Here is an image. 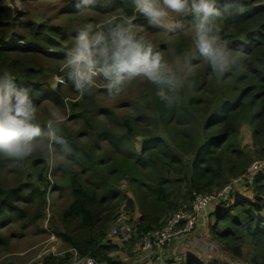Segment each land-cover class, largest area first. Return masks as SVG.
Listing matches in <instances>:
<instances>
[{
    "label": "trees",
    "instance_id": "trees-1",
    "mask_svg": "<svg viewBox=\"0 0 264 264\" xmlns=\"http://www.w3.org/2000/svg\"><path fill=\"white\" fill-rule=\"evenodd\" d=\"M243 2L245 11L225 16L218 30L232 48L243 49L244 71L231 73L218 82L206 64L193 62L197 65L194 86L182 93L178 106L171 108L159 100L151 85L141 94L144 102L139 114L154 112L156 132L140 144L137 125L98 105L95 89L91 95L81 97L65 79L58 86L68 85L69 93L79 97L66 102L65 94L53 90L47 82L46 68L19 57L40 53L64 60L66 52L56 49L67 39L63 27L50 22L30 24L29 44L4 48L1 43L5 40H0V74L11 71L22 86L30 87L39 107L46 102L59 109L69 107L72 119L84 120L92 133L89 143L82 144L63 126L74 163L67 169L55 168L54 173L63 170L68 175L73 199L54 233L67 249L37 264H74L76 258H92L98 264H126L114 256L120 246L109 240L110 228L120 213L137 217L130 220L135 226L131 243L136 244L151 230L164 226L180 209L191 210L196 194H217L233 178L243 175L254 159H264V0ZM91 9L104 14L119 10L128 18L136 14L134 23L138 27L162 33L135 13L131 0L98 1ZM4 12L10 15L12 9L2 2L0 15ZM184 50L185 45L174 53L180 56ZM192 53L189 48L185 55ZM138 90V85L128 89L132 93ZM96 114L107 120L106 128L97 127ZM244 128L251 137L248 146L242 138ZM49 166L47 157L36 156L22 166L27 182L19 181L15 186L0 183V246L7 244L2 232L6 224L26 215L23 203H33L38 196L39 207L45 204ZM4 167L9 166L0 159V169ZM244 189L252 193V199L232 202ZM211 216L214 221L209 230L216 241L235 256H243L248 249L250 264H264V172L252 185L235 189ZM187 264L203 263L191 260Z\"/></svg>",
    "mask_w": 264,
    "mask_h": 264
},
{
    "label": "clouds",
    "instance_id": "clouds-1",
    "mask_svg": "<svg viewBox=\"0 0 264 264\" xmlns=\"http://www.w3.org/2000/svg\"><path fill=\"white\" fill-rule=\"evenodd\" d=\"M74 2L83 12L98 0ZM131 3L135 13L167 37V51L174 52L175 38L187 34L198 56L170 59L134 23L136 14L132 18L109 14L103 22L89 24L77 32L60 68L64 75L56 77L60 83L70 81L81 97L103 88L110 100L119 98L136 82L146 83L154 86L155 95L171 108L178 106L182 93L194 86L197 65L193 59L206 64L218 82L231 73L244 71L243 49L232 48L218 30V23L225 16L245 11L243 0ZM10 7L26 11L20 0ZM38 113L33 90L22 86L11 71L0 74V159L9 167H22L29 158L43 152L50 171L69 168L74 159L64 135L65 114L58 107H51L49 118L42 124Z\"/></svg>",
    "mask_w": 264,
    "mask_h": 264
},
{
    "label": "rangeland",
    "instance_id": "rangeland-1",
    "mask_svg": "<svg viewBox=\"0 0 264 264\" xmlns=\"http://www.w3.org/2000/svg\"><path fill=\"white\" fill-rule=\"evenodd\" d=\"M98 1L111 2L113 0ZM2 2L10 7V5L16 3V0H0V4ZM20 2L23 4L26 11H19L14 7H10L12 9L10 15L5 12L0 15V19L2 20V23L0 24V40H5L3 44L1 43V46L4 48L9 46L13 47L23 43H32L29 38V25L50 22L54 25L63 27L67 34V39L62 43V47L56 48L57 51L65 53L73 43L75 37L73 34H76L85 26L103 22L108 18L109 14L125 16L119 10L109 11L104 14L89 8L86 11L79 12L74 0H20ZM73 9H76L77 11L72 12ZM139 29L150 40H152L154 44L162 50H165L166 56L170 59H187L196 56L194 45L192 44L190 36L187 34L175 38L174 52L177 48L185 45L183 54L177 56L174 52L167 51V45L165 44L167 37L163 33L154 34L145 31L142 27H139ZM12 37L14 40L20 38L24 41H13ZM40 47L47 50L45 46ZM40 47L39 45L36 46V48ZM189 48L193 49V53L191 55H185ZM36 54V56L21 54L19 57L31 64H35V66L46 68L47 76H49L47 82L52 89H60L65 94L66 102L74 100L76 97L69 93V86H58V80L56 79L57 76L64 75L60 72V68L65 59L56 60L46 55L43 56L40 53ZM195 61L198 60L193 59L194 63ZM133 85H138L139 90L133 93L127 90L116 100H110L103 88H96L95 94L98 105L109 108L120 116L128 117V120H131L137 125V143L140 144V142H142L147 136L156 132V127L153 119L154 112L139 114L141 105L144 102L141 94L142 92H147L151 85L140 82H136ZM76 100H79V97H77ZM51 107L56 106L46 102L39 107V122H45L49 118L48 109ZM60 110L66 116L65 129H67V131L76 139H79L82 144H88L92 134L89 130L90 125H87V123L80 118L72 119V113L69 107ZM99 116L100 115L96 114L97 127L104 129L108 126V122ZM140 118L142 119L140 120ZM242 138L245 146L252 144L250 134L245 128L243 129ZM105 147H103V149ZM39 155L41 157H47L46 153L40 152L29 159L34 160L36 156ZM258 160L259 159H254L252 163ZM54 169L50 171L49 166L46 174L50 181V185L46 194L45 204L42 205V208L39 207V201L41 202L40 198L35 196L33 198V203L22 204V207L26 211L24 218L22 220H17L16 222L11 221V223L6 224L4 227V231L2 232L7 244L5 246H0V264H37L50 254L60 255L66 252L67 248L65 244L56 237L54 231L57 226H61V215L68 208L73 198L68 175L64 174L63 170L54 173ZM26 174L24 167H4L3 169H0V183L5 186H15L16 184H19V181L27 182ZM120 186L125 188L123 183H121ZM239 198H247L246 189L239 191L235 199ZM210 212L211 211L209 210L208 214ZM40 214L42 215L38 217ZM134 218L136 219L137 217L128 215L126 212L120 213L117 220L110 228L109 240L120 246V250L116 252L114 256L122 262H125L126 264H148L149 259H147L144 254L141 240L135 242L136 244H132L131 240H134V235L130 236L129 239H124L122 236H112V232L116 228L121 229L124 225H129L135 230V226L130 222V220H133ZM206 219V221L198 223L201 228L196 227L193 235L189 237L190 239L187 242L188 247H186L187 251L191 253L193 252L194 256H199L203 264H210L215 261L223 264H250L249 250L246 249L243 256L236 255V257L231 251L226 249L222 243L216 241L212 237L210 230L208 232V218ZM31 220H33V222H31ZM193 236L198 238L193 241L196 245L194 250L192 249L191 243ZM124 241H126L127 244ZM169 248L170 247L166 249ZM157 259L158 256H155L154 260ZM218 259H221V261ZM80 262L81 259L76 258L74 264H80Z\"/></svg>",
    "mask_w": 264,
    "mask_h": 264
},
{
    "label": "built area",
    "instance_id": "built-area-1",
    "mask_svg": "<svg viewBox=\"0 0 264 264\" xmlns=\"http://www.w3.org/2000/svg\"><path fill=\"white\" fill-rule=\"evenodd\" d=\"M58 84L60 83L58 80ZM264 172V160H258L251 164L248 170L241 176L234 178L220 192L213 195L196 194L191 210L180 209L168 222L155 228L141 238V244L147 259L162 260L166 248L170 247L179 237L189 236L196 229L201 215L208 209L212 203H225L230 199L231 193L237 188L245 185H252L257 175ZM135 233L133 227L124 225L121 229L116 228L112 236H122L124 239L130 238ZM80 264H98L95 259L86 258L81 260ZM169 264H186L183 256H176Z\"/></svg>",
    "mask_w": 264,
    "mask_h": 264
},
{
    "label": "crops",
    "instance_id": "crops-1",
    "mask_svg": "<svg viewBox=\"0 0 264 264\" xmlns=\"http://www.w3.org/2000/svg\"><path fill=\"white\" fill-rule=\"evenodd\" d=\"M238 189V188H237ZM247 198L248 199H252V193L249 191V192H247ZM239 199H245V198H239ZM239 199H233V201L232 202H234L235 200H239ZM221 204H223V203H221ZM221 204H219V203H212L209 207H208V209L201 215V218H200V221H199V223L201 222V221H206L207 219L206 218H208V232H209V224H210V222H213L214 221V219L212 218V214L214 213V212H216V211H218L219 210V207H220V205ZM212 208V209H211ZM211 211L209 214H208V211ZM205 225V224H204ZM197 227H199V228H201L200 227V225L198 224V226ZM195 232V231H194ZM191 235H193V233H191L189 236H181V237H179L171 246H170V248L169 249H167L166 250V252H165V254H164V257H163V259L162 260H150L149 259V262H148V264H167L168 262H171L172 261V259L175 257V256H183V257H185L186 258V261H187V263H188V261H191V260H198V261H201V258H199V256H194L193 254V252L191 253V252H188L187 251V249H186V247H188L187 246V242H188V240L190 239L189 237L191 236ZM198 238H195L194 236H193V238H192V241H191V243H192V249L194 250L195 249V243L193 242L194 240H197ZM126 244H127V242L126 241H124ZM219 261H221V259H218ZM221 263V262H220Z\"/></svg>",
    "mask_w": 264,
    "mask_h": 264
}]
</instances>
